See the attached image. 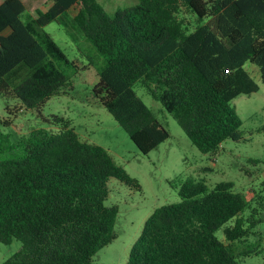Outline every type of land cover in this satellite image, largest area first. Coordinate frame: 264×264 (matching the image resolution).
Segmentation results:
<instances>
[{
	"label": "trees",
	"instance_id": "obj_1",
	"mask_svg": "<svg viewBox=\"0 0 264 264\" xmlns=\"http://www.w3.org/2000/svg\"><path fill=\"white\" fill-rule=\"evenodd\" d=\"M25 11L22 0L0 3V95L18 104L12 113L7 108L13 117L40 114L68 84L55 62H70L44 30L55 21L94 51L93 95L142 154L169 132L136 95V84L200 152L241 140L232 100L259 88L244 64L256 65L264 84V0H137L111 14L98 0H51L46 9ZM53 118L60 130L32 128L16 139L0 132V242H21L1 264H93L116 238L118 208L105 205L109 179L139 188L107 149ZM178 194V202L147 217L125 264H240L232 243L261 221L243 216L244 195L232 182L210 186L193 176L179 179ZM221 228L227 243L216 235ZM254 249L247 244L240 254Z\"/></svg>",
	"mask_w": 264,
	"mask_h": 264
},
{
	"label": "rangeland",
	"instance_id": "obj_2",
	"mask_svg": "<svg viewBox=\"0 0 264 264\" xmlns=\"http://www.w3.org/2000/svg\"><path fill=\"white\" fill-rule=\"evenodd\" d=\"M98 1L111 14L117 8L127 7L137 0ZM75 9L70 10V13L73 14ZM27 12L29 9H26ZM44 30L70 62H55L68 84L63 92L44 104L40 114L27 111L13 117L8 110L12 113L18 104L0 95V132L8 133L11 139H16L32 128L57 131L62 128L61 123L54 122L53 116L62 117L69 121L81 139L103 146L114 161L138 181L137 189L115 178L109 179L105 205L118 208L114 224L116 238L94 254L93 264H125L131 245L152 211L163 204L180 200L179 179L186 176L202 179L210 186L220 181H229L233 183L235 191L244 195L248 207L243 216L248 218L252 215L261 221L243 242H233L232 247L240 264H264V84L260 75L251 76L259 86L256 92L239 94L232 100L242 121L241 140L227 139L213 153L200 152L172 115L164 110L160 101L142 85L136 84L133 87L136 95L169 132L168 139L148 154H142L93 95L92 87L98 81L99 62L96 58L93 64L89 62V57L94 55L89 44L82 37L77 41L72 40L55 21L45 25ZM8 120L11 121L10 125L6 124ZM216 235L225 243L228 242L222 228L216 230ZM247 244L255 246L254 251L241 255ZM20 247L21 242L17 239L8 244L0 242V264Z\"/></svg>",
	"mask_w": 264,
	"mask_h": 264
},
{
	"label": "crops",
	"instance_id": "obj_3",
	"mask_svg": "<svg viewBox=\"0 0 264 264\" xmlns=\"http://www.w3.org/2000/svg\"><path fill=\"white\" fill-rule=\"evenodd\" d=\"M2 1L3 0H0V3ZM39 1L41 2L38 3ZM22 2L24 3L27 11L29 9V13L31 14L36 8L46 9L51 5V0H22ZM27 7H30V8H27ZM244 69L248 72L250 76L260 75L258 67L254 64L246 63L244 64Z\"/></svg>",
	"mask_w": 264,
	"mask_h": 264
}]
</instances>
